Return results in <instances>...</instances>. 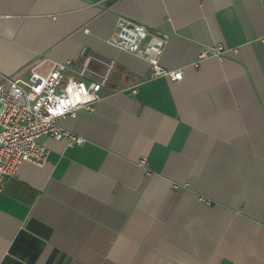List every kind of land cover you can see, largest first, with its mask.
<instances>
[{
  "label": "crops",
  "instance_id": "1",
  "mask_svg": "<svg viewBox=\"0 0 264 264\" xmlns=\"http://www.w3.org/2000/svg\"><path fill=\"white\" fill-rule=\"evenodd\" d=\"M119 17L166 33L182 79L113 46ZM262 39L264 0H0V77L113 64L58 121L83 143L39 136L46 161L4 179L0 264H264Z\"/></svg>",
  "mask_w": 264,
  "mask_h": 264
},
{
  "label": "built area",
  "instance_id": "2",
  "mask_svg": "<svg viewBox=\"0 0 264 264\" xmlns=\"http://www.w3.org/2000/svg\"><path fill=\"white\" fill-rule=\"evenodd\" d=\"M167 39L166 33L149 31L142 23L119 17L111 44L143 56L151 76L181 80V69L166 70L159 63ZM224 53L225 48L218 43L202 49L199 57H220ZM92 58L86 57L78 70L66 61L53 62L40 71L44 61H38L25 69L26 76L18 72L0 77V191L4 179L14 175L23 162L39 166L46 161L48 150L37 143L39 136L64 140L69 146L83 143L82 137L61 127L58 121L64 116L74 117L78 108L91 111L99 101L100 89L113 64H107L103 74H95L89 68Z\"/></svg>",
  "mask_w": 264,
  "mask_h": 264
}]
</instances>
